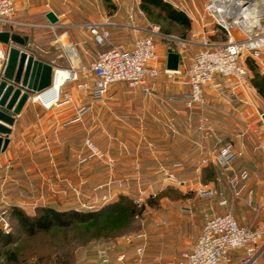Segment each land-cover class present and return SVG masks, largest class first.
I'll list each match as a JSON object with an SVG mask.
<instances>
[{
    "label": "crops",
    "instance_id": "crops-1",
    "mask_svg": "<svg viewBox=\"0 0 264 264\" xmlns=\"http://www.w3.org/2000/svg\"><path fill=\"white\" fill-rule=\"evenodd\" d=\"M139 3L140 0H134L131 5H124L121 0L111 8L105 0L15 1V19L19 24L0 25V30L11 29L27 35L28 51L50 63L58 74H65L62 69L72 68L76 80L64 81L56 104L46 107L41 98L30 97L15 116L9 144L0 154V185L3 184L11 204L29 214L34 213L30 190L35 191L39 207L60 211L74 208L78 180L84 181L85 192L99 188L96 193L104 194L108 180L100 177L101 165L87 167L82 178L76 179V152L80 149L86 152L83 141L88 137L105 152L116 183L125 177V181L133 184V178L125 173L137 174V182L140 174H147L151 189L177 187L193 193L201 185L213 190L214 195L201 198L215 203L219 200L221 210L216 206L215 211L213 206L198 210L196 203L190 207L188 199L167 197L159 200L160 209L150 216L147 209L143 228L148 239L145 263L164 264L176 260L191 247L207 211L214 215L230 212L240 225L264 231V92L254 86V70L259 72L260 66L251 58L245 64L251 78L250 89L233 90L216 75L204 88L206 110L202 113L197 107L185 108L178 102L189 91L184 69L200 48L199 41L188 35L186 43L163 32L148 19ZM48 11L57 16L55 23L46 18ZM90 21H100L109 28V44L98 45L93 41L86 27ZM199 26V21L191 18L188 32ZM152 30L157 31L154 41L160 73L150 80L151 91L144 93L139 87L130 88L123 83L112 85L103 99L93 100L90 96L93 73L88 66L97 53L110 44L129 48L136 38ZM169 53L177 55V69L171 70V74L165 73ZM82 83H87L88 89H77ZM65 94L70 97L68 101ZM224 143H232L238 153L233 169L249 174L233 190L227 186L229 173L222 175L229 190L227 198L220 194L218 184L203 182L208 168H199L200 161ZM167 167L174 174L172 179L164 175L163 168ZM211 167L215 178L221 170ZM97 173L99 178L92 176ZM248 190L252 191V207L245 204ZM187 207L189 213L183 209ZM160 220L166 222L165 226L154 229L152 223ZM240 259L241 253L232 251L228 264H241ZM256 264H264V240Z\"/></svg>",
    "mask_w": 264,
    "mask_h": 264
},
{
    "label": "built area",
    "instance_id": "built-area-1",
    "mask_svg": "<svg viewBox=\"0 0 264 264\" xmlns=\"http://www.w3.org/2000/svg\"><path fill=\"white\" fill-rule=\"evenodd\" d=\"M16 0H0V25L13 26L19 24L15 19ZM239 0L236 7L228 6L222 16L215 14V0H206L203 6L204 13L211 18L214 27L211 33L203 28L191 31V38L199 41L200 48L184 69L189 91L178 100L185 108L197 107L202 113L207 105L204 97V88L211 83L216 75L220 76L233 90L238 88H251V78L242 57L247 55L259 62L260 70L264 74V0ZM257 18L256 23L254 20ZM93 41L98 45L109 44L110 30L100 21L86 22ZM218 31L223 33L222 40L212 39ZM154 33L151 32L135 39L133 44L126 48L122 45L110 44L107 49L97 53L96 58L89 63V70L93 73V84L90 88V96L93 100L103 99L109 88L116 83H124L130 88H141L144 93L151 91L150 80L157 77L160 69L157 66L158 54L155 47ZM180 39V38H179ZM181 41H186L180 39ZM187 42V41H186ZM8 47L0 42V79L7 59ZM65 72V80H76V73L72 68L62 69ZM171 74V70H165ZM58 70H53L55 80ZM62 83V84H63ZM54 84V83H53ZM61 84V85H62ZM60 85V86H61ZM59 86V88H60ZM87 83L77 85V89H88ZM53 87V85H52ZM51 87V88H52ZM65 101L70 99L68 94L64 95ZM60 100L59 95L51 101V105ZM43 103V102H42ZM44 106H46L43 103ZM49 107V106H46ZM205 123L206 119L202 118ZM84 147L86 152L80 151L76 157L78 166L86 165L91 160H106L105 152L100 150L90 138H85ZM264 154V148H262ZM238 156L234 151L232 143H224L210 156L200 161L199 168L209 165L218 167L221 174L229 173L228 187L233 190L235 185L245 182L249 174L246 171L236 172L233 162ZM163 168L164 175L172 179L174 174ZM183 185V183H179ZM194 191L198 196H212L214 191L203 186ZM236 191V195H238ZM155 194H151L155 198ZM102 197L101 200H106ZM133 203L140 205L142 192L134 198ZM245 204L252 207V191L246 193ZM0 206H9L8 197L3 184L0 185ZM84 206V205H82ZM190 212V209H185ZM3 215V212L0 216ZM2 221V222H1ZM3 229L7 230V224L0 218ZM164 220L152 223L154 229L164 227ZM7 233V231H5ZM127 243L134 244L137 264H141L144 254L148 248L147 234L141 230L131 236L123 237ZM264 231L249 225H240L230 212L222 215H203V223L199 235L193 241L188 250L181 252L178 258L164 264H228L229 254L232 251L241 253V264H256L262 250ZM103 263H109L107 248H101L97 252ZM125 254L120 253L116 262H122Z\"/></svg>",
    "mask_w": 264,
    "mask_h": 264
},
{
    "label": "rangeland",
    "instance_id": "rangeland-1",
    "mask_svg": "<svg viewBox=\"0 0 264 264\" xmlns=\"http://www.w3.org/2000/svg\"><path fill=\"white\" fill-rule=\"evenodd\" d=\"M107 2L108 7L115 6L114 3L121 1V0H105ZM165 2L170 3L173 7L182 10L190 19L195 18L199 21L200 26L193 29H201L203 28L208 33H211V28L215 25L211 22V18L204 13V3L206 0H163ZM134 0H123L124 5L128 4L131 5ZM150 20V19H149ZM155 23L159 26V29L165 28L170 32V34H174L178 36L180 39L187 40L188 35L191 32L188 30L184 31L181 27L177 25H168V23L163 18H155ZM152 21V20H151ZM154 22V21H153ZM158 29V30H159ZM215 37L212 39L214 40H222L224 38L223 33L218 31ZM190 38V37H189ZM185 42V41H183ZM188 43V42H186ZM243 62L246 64L247 61H251V57L244 55L242 57ZM259 70V69H257ZM259 72L262 74L261 70ZM123 83H116L113 85H121ZM81 150V149H80ZM76 152V157L78 153ZM108 159V158H107ZM101 165V176L108 180L107 182V189L104 194L96 193L97 191L101 190L96 188L91 193H87L83 190V182L78 180L77 178H82L85 174L84 171L87 167L91 165ZM211 165L205 167L210 168ZM212 168V167H211ZM84 173V174H83ZM75 174L76 179L78 180L77 185L74 190V199H75V206L72 210L77 212H99L103 208L115 204L119 201L120 197H125L131 200L133 203V199L138 196V192H142V202L136 209L141 210V213L134 217V219L130 223H123L120 221H113L112 218H101L97 222L89 223L86 225H75L67 229H54L50 233L47 234H39L34 237H27L23 233L20 232L18 228V224L15 219H12L8 215V211L12 207H16L12 205L8 199L9 206L8 207H1L0 206V214L3 212V215L0 218L4 219V222L7 224V230L3 229V224L0 223L1 228L7 233L14 234L16 236L17 241L14 245L8 247V250H14L17 252V256L20 262L24 264H57V260L66 261L69 264H92V262H96V264H137L136 262V254L134 252V244L127 243L123 240V237L131 236L141 230H143L145 226V220L147 209H150V213L156 212L160 209L159 200L163 196V193L166 192L168 194L164 195L163 197L172 198V199H188L190 207H194L193 204L196 203V209L203 210L208 207H212L214 211L215 206L219 210H221V205L218 204V201H211L210 199H205L201 197H197V192L193 191L190 193L187 189H179L177 187H170L165 190L159 189H151L149 188V175L147 174H140V182H137L138 175L137 174H124L126 177H132L133 184L130 182L125 181V177L123 179L117 180L115 182V172L110 170L108 161L106 160H91L86 165L78 166L77 162L75 165ZM217 177L212 178L210 176H204L206 182H213L216 185L218 184L217 188L219 189L220 194L224 195V198H227L229 194V190L225 184L222 182V174L221 172L216 173ZM215 174V175H216ZM97 174H93L92 176L98 177ZM217 178V179H216ZM228 180V179H227ZM121 181V182H120ZM134 185V187L132 186ZM98 187V186H97ZM151 194H155V198L151 197ZM197 194V195H196ZM219 194V195H220ZM29 198L31 199V207L34 210L41 208L35 203V191H29ZM161 195V197H159ZM8 197V195H7ZM102 197H107V199L101 200ZM159 197V198H158ZM154 199V200H153ZM153 200L152 205H150L149 201ZM212 204H207V203ZM221 203V202H220ZM222 204V203H221ZM36 205V206H35ZM84 205V206H82ZM34 206V207H33ZM19 208V207H17ZM21 209V208H19ZM186 209H189L188 207ZM23 210V209H21ZM71 210V209H68ZM27 213V211L23 210ZM189 213V212H188ZM205 212H203L204 214ZM208 215H214L212 212L207 211ZM29 214V213H27ZM203 216V215H202ZM2 222V221H1ZM101 248L108 249L109 255V263H103L102 260L98 257V250ZM5 250V249H4ZM148 248L144 254L143 260L141 264L145 263L146 254ZM124 253L125 259L122 262H116V257L118 254ZM0 264H5L4 258H0Z\"/></svg>",
    "mask_w": 264,
    "mask_h": 264
},
{
    "label": "trees",
    "instance_id": "trees-1",
    "mask_svg": "<svg viewBox=\"0 0 264 264\" xmlns=\"http://www.w3.org/2000/svg\"><path fill=\"white\" fill-rule=\"evenodd\" d=\"M139 6L148 19L154 22L156 17H161L168 23V25L175 24L181 27L184 31L190 28L191 21L189 17L182 10L173 7L168 2L163 0H140ZM162 31L170 33L165 28H162ZM250 66L255 69L253 64ZM253 83L260 92H264V75L256 70H254ZM204 174L205 176H210L211 174L210 177L212 178V175H214L213 169L208 168ZM204 177L203 182H206ZM166 194L168 193L164 192L163 196ZM159 197H161V195ZM153 200L149 201L150 205L155 202ZM140 213L141 210H137L131 200L125 197H120L117 203L109 205L99 212L85 213L77 212L72 209L60 211L48 207L38 208L33 214H27L17 207H12L8 211L9 217L16 220L20 232L27 237L47 234L54 229H67L75 225H86L97 222L103 217L108 219L112 218L113 221H117L118 223L120 221L123 223H130L134 217ZM16 241L17 239L14 234L6 233L0 226V258H4L5 264H24L19 261L17 252L14 250H8V247L14 245ZM56 263L69 264L66 261H60L59 259Z\"/></svg>",
    "mask_w": 264,
    "mask_h": 264
},
{
    "label": "water",
    "instance_id": "water-1",
    "mask_svg": "<svg viewBox=\"0 0 264 264\" xmlns=\"http://www.w3.org/2000/svg\"><path fill=\"white\" fill-rule=\"evenodd\" d=\"M50 23L58 18L53 11L45 14ZM0 42L8 47L5 67L0 79V154L9 144L11 127L30 97L38 98L51 89L53 66L26 49L28 36L11 29L0 30ZM176 54L169 53L167 69L176 70ZM264 122V113L262 114Z\"/></svg>",
    "mask_w": 264,
    "mask_h": 264
},
{
    "label": "bare ground",
    "instance_id": "bare-ground-1",
    "mask_svg": "<svg viewBox=\"0 0 264 264\" xmlns=\"http://www.w3.org/2000/svg\"><path fill=\"white\" fill-rule=\"evenodd\" d=\"M258 0H255L256 4ZM239 4V0H215L214 11L215 14L222 16L225 13V8L228 6L236 7ZM257 18L254 20L256 23ZM65 74L60 72L54 80L53 87L43 93L40 97L42 102L47 106H50L52 99L59 94V86L63 83ZM52 106V105H51Z\"/></svg>",
    "mask_w": 264,
    "mask_h": 264
}]
</instances>
